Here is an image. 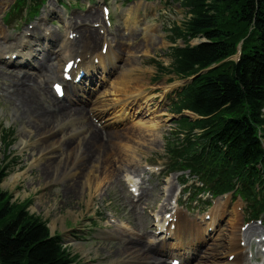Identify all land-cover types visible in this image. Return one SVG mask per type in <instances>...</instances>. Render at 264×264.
I'll use <instances>...</instances> for the list:
<instances>
[{"label":"rangeland","instance_id":"rangeland-1","mask_svg":"<svg viewBox=\"0 0 264 264\" xmlns=\"http://www.w3.org/2000/svg\"><path fill=\"white\" fill-rule=\"evenodd\" d=\"M2 1L4 3L0 5V18L14 0ZM51 1L53 2V0ZM109 2L112 7L114 22L108 31V36L115 43V52L119 62L118 66L110 71V76L101 77L106 78L104 83L101 82L99 86L109 90L106 95L107 98L112 99L115 97L114 92L111 90H113L116 79L120 83L119 86H128L129 92L135 91L138 85L140 88L142 87L143 92L147 94L144 100L138 99L142 103H145L149 97L156 96L158 90L164 86L172 85L173 90L179 89L183 81L178 79L176 75L173 73H158L154 61H150L149 58L145 57L135 58L128 56V54H131L132 51H147L152 55V58L160 61L164 66H169L171 58L167 55L168 48L173 44L170 42V35H167V32L164 31V26H169L173 21L180 24L186 15V10L175 1H167L166 6L161 4L158 9L137 10L138 14L130 15V18L126 19V15L123 16L121 12L120 1L109 0ZM163 10H166L165 13ZM73 13L80 14L81 11L78 8L74 9ZM145 18L148 23L151 20L158 23V26L153 30L146 28L153 39L150 40L151 44L149 45H144L142 41L143 33L140 29L143 25L138 23ZM124 21L136 22L137 24L127 29L128 27L124 26L126 25ZM16 23L8 24V28L18 26L19 24ZM29 24L35 23L30 21L23 24L21 31L17 34H22ZM120 31L123 33V51L118 49V47L121 48L120 43L117 41V34ZM31 43H33L32 40ZM191 43H196V40H192ZM177 44L182 45L183 42L178 40ZM80 45L82 44L80 43ZM99 46L100 41L98 40L96 48H99ZM37 48L39 47L33 46L30 52L37 55L36 63H40L39 59L42 55L38 53ZM47 59L51 64L50 69L57 64L56 60L52 61L50 59V55L47 56ZM123 59H125V62L128 60L131 62L135 60V62L123 63ZM129 68L131 69V74L127 76L129 81L128 83L127 81L122 82L126 78H120V73L127 71ZM29 72L35 73V71L28 69L14 70L13 67L0 65V129H14V134L10 138L11 143L7 146L8 149L4 150V145L0 142V165L6 162L10 163L8 174L1 181L0 187L3 190H8L13 199H23L31 196L32 201L28 207L29 210L45 219L52 232L61 233L63 239L68 242L71 252L79 256L81 264H135L134 261L129 259L145 256H148L145 259L152 262L159 260L156 259L157 255L155 254L146 255L135 252L133 249L129 253V250L125 249L129 236L135 237L137 234L143 233L141 244H145L148 238L153 236L150 233L152 227L150 211H153L160 199L165 196L166 192L162 188H165L166 185H162L160 177L147 173L142 178L139 200H135L125 187L122 173L131 167L133 169L135 167L137 171L134 173L137 174L143 170L146 163L164 164L165 160L168 161L166 154L167 142L170 139H172L170 141L174 140V122L169 119L173 116L169 112V98H173L175 93L168 94L163 103H156L154 99L148 101L151 106H157L158 116L154 122V127L149 129L146 127V124L153 122V120L148 121L142 117H137L132 120L123 119L116 122L114 125L120 134L112 139L107 131L102 130V133L98 134V139L109 144L108 155H106L108 158L105 159L106 156L97 158L95 155H91L87 164L91 171L84 177V184H81L83 173L78 169L81 163L79 158H77L75 166L63 168L64 145L62 143L64 141L61 140L65 136L69 137V135L59 129L56 130L54 136L50 135L46 139V134H42V131L40 133L35 127H31L29 118L27 116L23 117L14 105V95L11 96L8 92L11 89L12 79ZM49 74L50 72L41 70L29 76L32 79L29 83L34 82V88L40 89V91L37 90V96L45 107H49L55 102L50 94ZM33 75L37 76V79ZM50 75L56 77L52 73ZM43 86L47 89L48 99L41 90ZM64 103L67 104L64 100H61V104ZM137 121H141L145 125L142 126ZM78 122H82V120L79 119ZM68 125L69 122H64L60 126L66 130ZM130 127H137L139 131L135 132L129 129ZM105 137H108L110 141L106 140ZM7 153L10 155L6 159L4 155ZM42 154L46 156V159L39 162ZM12 160L14 161L12 162ZM54 165H57V169H54ZM115 170H118L117 177L114 173L112 174ZM185 173L183 172V174ZM15 175L14 180L10 182L9 176ZM227 199H219L220 203L214 207V212L219 214L217 231L210 240L202 243V247L198 252L204 253L213 250L220 252L222 250L224 237L230 230L229 222L232 220V215H230L231 204L224 205ZM205 208L206 206H204ZM221 210L224 213L220 216ZM197 211L198 207L191 215L196 216ZM110 219H114L115 223L111 222ZM116 223L125 225V228L118 226ZM252 224L255 225V223ZM218 228H223L221 235ZM120 236H123L124 239L120 240ZM219 238L221 239L219 240ZM218 242L223 244L216 245ZM163 260H166L165 256Z\"/></svg>","mask_w":264,"mask_h":264},{"label":"trees","instance_id":"trees-1","mask_svg":"<svg viewBox=\"0 0 264 264\" xmlns=\"http://www.w3.org/2000/svg\"><path fill=\"white\" fill-rule=\"evenodd\" d=\"M182 5L188 15L173 31L185 46L170 49L169 72L181 78L195 74L231 56L244 39L238 60L200 73L179 92L174 111L187 109L205 118H177L178 128L192 136L181 149L167 148L172 167L194 169L198 162L214 193L239 183L236 192L263 208L255 197L264 186V0H183ZM195 37L205 41L188 44ZM11 135L2 129L6 145ZM6 169L0 166V182ZM11 198L0 188V264H80L46 221L29 213L28 200Z\"/></svg>","mask_w":264,"mask_h":264},{"label":"bare ground","instance_id":"bare-ground-1","mask_svg":"<svg viewBox=\"0 0 264 264\" xmlns=\"http://www.w3.org/2000/svg\"><path fill=\"white\" fill-rule=\"evenodd\" d=\"M136 11V10H134ZM137 12H134L131 15L136 14ZM130 14L126 16V19L130 18ZM98 15L97 10H90L87 12L86 17L92 18L94 16ZM126 24L125 27L127 29L134 27L137 23H129L127 21H124ZM88 32V38H84V36L81 38V47H86L87 49L95 48L97 45V42L99 40V34L95 30H86ZM34 35V34H33ZM151 38V37H150ZM0 39H7V34L4 30V28L0 25ZM101 40V39H100ZM117 41L120 43V47L118 49L120 51H123L124 44H123V33L120 31L117 34ZM142 41L144 42V45L151 44L150 39L148 38V33L143 32ZM62 42V43H61ZM141 42V41H140ZM24 42L22 40H18V45L21 46ZM9 47L11 46L8 45ZM67 46V42L65 43L64 39H61V41H58L56 48H59V52H61L62 56L64 57L66 53H68V49L65 48ZM109 51L110 48H109ZM6 52V51H5ZM1 50L0 54H4ZM147 52V51H146ZM100 60L104 59V57L100 54H96ZM58 60H61V55L57 57ZM132 62H135L133 60ZM131 61H126L123 59V63H132ZM38 67L41 68V70L48 71L50 74H57L58 64L53 66L51 69V64L47 59V54L43 53L42 57L40 59V63H38ZM138 70V69H136ZM131 69L129 68L127 71L120 73V78H126L122 82L129 81L128 75L130 74ZM32 73L28 74H22L20 77L17 76L12 79V85L11 89L9 90V94L11 96L14 95V105L17 107V109L21 112V115L23 117L27 116L29 118V124H31V127H35L37 130L42 131V134H46L45 137L47 139L50 135H55L56 130L61 129L64 131L66 135H69V137H66L62 139L61 141H64L62 144L64 145L63 148V154H64V161H63V168L66 166H75L77 158L81 160V163L78 166V169L82 171L83 173V181L81 180V184H84V177H86L90 173V169L88 168V160L91 158V155H95L97 158L101 157L104 158L106 155H108V147L109 144H106L107 142H102L98 139V134H101L100 128L90 119L88 112L93 111L94 108L104 106L102 102L104 101L103 98H101L97 104L95 99L98 96H104L103 94L108 93L109 90L106 88L100 89L95 91L94 88L87 90L85 87H79L76 90H71L68 92L67 96L69 97H75V101L72 100L71 103L68 104H61V100L59 101L56 99L52 94V99H54L55 102H53L49 107H45L42 105L40 98L37 96V90L39 88H34L35 83L33 82L31 85H29V82L32 80L29 76ZM49 74V75H50ZM119 76V75H118ZM117 76V77H118ZM34 78L37 79V76L33 75ZM51 79V77L49 78ZM116 83V84H115ZM119 82L117 79L114 81L113 84V91L114 93H117V95L120 96H129L134 95V98L129 102L133 103L136 97L142 96L145 97L147 94L143 92V88L141 89L138 85V88H136L135 91L129 92V88L126 85L119 86ZM41 90L43 91V94H46L47 96V89L43 86L41 87ZM40 91V89H39ZM81 93V95H80ZM49 94V93H48ZM50 95V96H51ZM83 95V97H82ZM82 98H84L83 106L79 105L82 103ZM96 103V104H95ZM77 105V106H76ZM127 102L123 103L120 108L114 112H118L120 115L119 118H126L128 116V112L126 111ZM85 109L86 112H85ZM128 109V107H127ZM120 111V112H119ZM99 113V112H98ZM101 114V113H100ZM81 119L82 122H78V120ZM65 121L69 122V125L67 126V129L64 130L60 126ZM78 124V125H76ZM141 124V122H140ZM109 128L112 127L113 122L108 121L106 124ZM129 129L138 132L139 129L137 127H130ZM149 129V128H148ZM146 129V130H148ZM79 133H76V132ZM109 137L112 139L114 136L119 135L120 133L117 131L116 128L108 130ZM45 139V140H46ZM108 141H110L108 139ZM108 156L105 157L107 159ZM46 156H43L42 159H39V162L45 161ZM53 159V158H52ZM41 160V161H40ZM55 164V163H54ZM46 165V164H41ZM40 165V166H41ZM54 169H57V165H54ZM133 171H137V169L134 167H131ZM130 170V169H129ZM85 171V173H84ZM115 174V177L118 176V170H115L112 172V174ZM15 176H9L10 182L14 180ZM7 183V182H6ZM178 216L177 220V228L174 230V236L178 242L177 250L182 246V242L186 243L189 248L192 249V251L197 252V261H192L190 264H242L244 261V257H242L239 253V251L244 250V248H237L234 247L236 242H239L240 238L242 237V234L245 235V237H249L251 232H255L258 229L255 225L249 226L247 230L244 233H241L239 228H237V224L239 221V217L236 215L232 216V220L230 223V230L228 231L227 235L224 237V246L220 252L217 250H213L211 252H204L200 253L198 252L200 250V247L202 243H204V237L203 234L205 231V228H202V231L198 234H195V231L192 235H189L188 233H184L185 231V225L184 221L181 220V216L179 212H176ZM216 217V215H214ZM211 223V222H210ZM216 219L214 218V224L216 226ZM191 226V224H189ZM197 228L199 227L198 224L195 225ZM220 235L223 233V228H218ZM216 231V229L214 230ZM213 231V232H214ZM143 233L137 234L135 237L129 236L127 238V245L125 250H129V253L131 249H133L135 252L144 253V254H155L156 259H160L159 263L157 264H167L166 260H163V257L168 256L169 254L167 251L172 252L170 243H167L166 241H159L157 244L154 245H148L147 243L141 244V237H143ZM220 237V236H219ZM221 238H219L220 240ZM222 240H224L222 238ZM222 245V242L216 243V245ZM249 246V242L246 244V247ZM198 250V251H197ZM227 252V256L229 254H235V258L231 261L225 260L220 261L222 257V251ZM172 254V253H171ZM148 256L142 257V258H135V259H145ZM250 261H248L249 263ZM145 264H155L152 261L146 260Z\"/></svg>","mask_w":264,"mask_h":264},{"label":"snow or ice","instance_id":"snow-or-ice-1","mask_svg":"<svg viewBox=\"0 0 264 264\" xmlns=\"http://www.w3.org/2000/svg\"><path fill=\"white\" fill-rule=\"evenodd\" d=\"M105 12H107V9H105ZM54 87L59 92L60 91V88H61V85L56 84V85H54Z\"/></svg>","mask_w":264,"mask_h":264},{"label":"water","instance_id":"water-1","mask_svg":"<svg viewBox=\"0 0 264 264\" xmlns=\"http://www.w3.org/2000/svg\"><path fill=\"white\" fill-rule=\"evenodd\" d=\"M191 80V78H189Z\"/></svg>","mask_w":264,"mask_h":264}]
</instances>
